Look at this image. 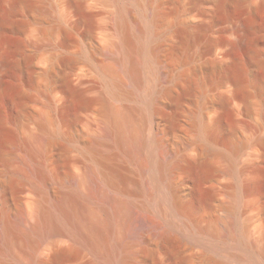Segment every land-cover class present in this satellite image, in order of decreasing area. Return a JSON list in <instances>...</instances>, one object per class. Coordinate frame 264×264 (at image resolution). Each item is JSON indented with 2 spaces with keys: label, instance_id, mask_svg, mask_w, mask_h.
<instances>
[{
  "label": "rangeland",
  "instance_id": "obj_1",
  "mask_svg": "<svg viewBox=\"0 0 264 264\" xmlns=\"http://www.w3.org/2000/svg\"><path fill=\"white\" fill-rule=\"evenodd\" d=\"M149 1L0 0V264H264V0ZM112 107L131 113L124 145Z\"/></svg>",
  "mask_w": 264,
  "mask_h": 264
},
{
  "label": "bare ground",
  "instance_id": "obj_2",
  "mask_svg": "<svg viewBox=\"0 0 264 264\" xmlns=\"http://www.w3.org/2000/svg\"><path fill=\"white\" fill-rule=\"evenodd\" d=\"M23 1H27V0H23ZM151 1V0H150ZM149 1V2H150ZM151 4V3H150ZM34 6V5H33ZM80 9V8H78ZM82 11V10H81ZM80 11V12H81ZM83 15V13H81ZM125 14V12H124ZM81 16V15H80ZM86 16V15H85ZM83 15V17H85ZM160 17H162V13L157 11V10H153L152 12V20L150 21H159ZM87 18V17H86ZM84 18L83 20L87 21V19ZM161 21V20H160ZM128 22V21H127ZM126 20H123V23L126 25L127 24ZM129 23V22H128ZM151 27V26H150ZM130 28V27H129ZM66 29V28H65ZM149 29V24H146L145 26L141 27L140 29V33L141 34H145L147 33ZM129 30V29H128ZM67 33L68 34H71L70 31H68L66 29ZM181 32L185 35V36H188V34L190 33V29L189 28H184L181 30ZM123 40V39H122ZM133 41V40H132ZM131 39H130V36L129 34L127 33L125 35V38H124V43L126 44V48L124 49V54L127 55L128 51V47L130 46V44L132 43ZM136 43V42H135ZM114 45V44H113ZM115 47V46H114ZM136 47V46H135ZM113 48V47H111ZM118 49V48H117ZM131 49V48H130ZM115 50V49H114ZM132 50V49H131ZM130 50V51H131ZM148 50V43L145 42V41H140V45L138 47V52L141 56L145 55V53L147 52ZM114 52H117V51H114ZM137 52V51H136ZM133 53V51H132ZM129 54V53H128ZM135 54V53H134ZM132 55V54H131ZM128 56V55H127ZM138 57V56H136ZM72 58V57H71ZM70 59V58H68ZM74 59V58H72ZM123 59V58H122ZM66 60V59H65ZM138 60V59H137ZM141 60V58H140ZM138 60V62L140 61ZM70 61V60H68ZM114 62V61H113ZM120 62V61H119ZM124 62V60H123ZM3 66L6 65V62L5 61H2L1 62ZM140 63H142V61H140ZM139 63V64H140ZM139 64L137 63H134L133 64V67H134V70L137 69V66L139 67ZM143 64V63H142ZM140 64V65H142ZM216 65L217 64H212L209 68L212 70V69H215L216 68ZM123 66V65H122ZM120 69V66H118ZM132 69V68H131ZM130 69V70H131ZM123 71V70H122ZM121 73V72H120ZM123 73V72H122ZM121 73V74H122ZM132 73V71H131ZM130 73V74H131ZM136 73V71H135ZM170 73V72H169ZM129 74V73H128ZM140 74V73H139ZM120 75V74H119ZM133 75V74H132ZM122 76V75H121ZM138 76V75H137ZM135 79V78H134ZM69 79H66L65 80V85L66 87L71 91V92H74V90L71 88V86L69 85ZM123 80V79H122ZM137 81V80H136ZM128 84V83H127ZM130 86V84L128 85ZM263 90H264V85H263ZM164 93H166V95H170V91L166 90ZM141 101V100H140ZM219 101L223 104H226L228 102V98L224 95H220L219 96ZM85 102V101H84ZM151 102V101H150ZM129 111L128 110H123L119 107H112L111 109V126H109V128L111 129L112 127L114 128V131H113V135L115 136V139L117 141V143L121 144V145H124L126 144V141H127V137L125 136V133H124V129L125 127L130 123V115L131 113L129 114ZM53 119L52 117H47L44 124L45 123H49V122H52ZM216 129L218 128H222L223 127V123L221 120H217L216 122ZM215 134V129H212L211 127H208L206 125H200L199 126V129H198V135L199 136H205L207 138L209 137H213ZM49 139V138H48ZM103 140H99V139H93L92 142H102ZM264 141V140H263ZM191 144V142L189 143ZM146 160V159H145ZM203 162V161H202ZM148 163V162H147ZM195 162L192 161V160H187L186 161V166L187 167H193L195 164ZM205 165V164H204ZM148 166H149V163H148ZM143 167V166H142ZM200 167V166H199ZM42 169V168H41ZM42 172V171H41ZM76 179V178H75ZM77 180V179H76ZM76 181H74L75 183ZM77 184L79 183L78 181L76 182ZM81 186V185H80ZM155 190V189H154ZM57 202H58V206L59 208L63 211V213L70 219L72 225L78 230L79 234H81L84 239L86 240H89V241H95V242H99L100 241V238L103 236V227L96 221V219L94 217H88V216H85V217H82V219H75V217L73 216V213H72V208H70V205H71V196L70 194H67V193H59L58 196H57ZM115 204V203H114ZM174 207L177 209V210H180V207H181V203H180V200L179 199H174ZM116 207V206H115ZM182 210V209H181ZM46 211V210H45ZM42 214V213H41ZM44 215L42 216V221H46V223L48 222H53L52 224L54 225L53 229L54 231H60V227L57 226L55 222V216L53 213H43ZM236 224V223H235ZM235 224L233 223V225L231 224V228L229 230V233L236 237L237 239H240V234L238 233L237 229H236V226ZM168 228V227H167ZM169 230V229H168ZM165 231V230H164ZM161 232V231H160ZM172 232V231H171ZM163 235V233H161ZM172 234V233H171ZM0 235L1 237L8 243L11 242V237L13 236V227L12 225L9 223V221H5L4 223L0 224ZM161 235V236H162ZM177 237V236H176ZM167 241H170L171 240V236L170 235H167V237H165ZM165 245H171V244H165ZM204 245V244H203ZM255 245V244H254ZM58 246V245H57ZM172 246V245H171ZM171 251V249H170ZM172 252V251H171ZM263 253V252H262ZM51 255L53 257L54 260H61L65 255H66V251L65 249L63 248H60V247H55L52 249V252H51ZM173 257L177 258L178 255L176 252L172 253ZM218 255V254H217ZM177 260V259H176ZM206 261L209 263V264H230L227 260H225L224 258L222 257H218V256H211V257H207L206 256Z\"/></svg>",
  "mask_w": 264,
  "mask_h": 264
}]
</instances>
